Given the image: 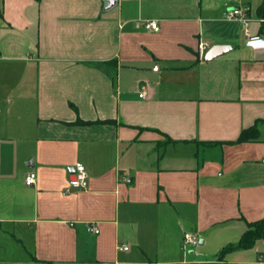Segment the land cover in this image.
Listing matches in <instances>:
<instances>
[{
	"label": "crops",
	"instance_id": "obj_1",
	"mask_svg": "<svg viewBox=\"0 0 264 264\" xmlns=\"http://www.w3.org/2000/svg\"><path fill=\"white\" fill-rule=\"evenodd\" d=\"M0 6V264H264V0Z\"/></svg>",
	"mask_w": 264,
	"mask_h": 264
},
{
	"label": "built area",
	"instance_id": "obj_2",
	"mask_svg": "<svg viewBox=\"0 0 264 264\" xmlns=\"http://www.w3.org/2000/svg\"><path fill=\"white\" fill-rule=\"evenodd\" d=\"M224 16L227 19L230 20H238L242 23L245 36L247 39H250V32H249V26L252 22V18L249 16L248 8L244 6L239 7H232L228 8V10L225 12ZM261 21H264V19H261ZM146 29L148 30H156L158 29V23L156 21H145L143 23ZM206 47L203 45H200V53L203 54V51ZM142 97H146V92L142 93ZM130 179H127V182H130ZM25 183L28 186L34 185L36 183V174L34 172H30L26 178ZM70 186L72 188L76 189H83L88 186V178L85 166L82 163H77L75 165V177L73 180L70 181ZM89 231L94 233H99V229L96 226H90L88 228ZM198 243V239L192 234V233H185L184 234V245H196ZM124 250H128L127 246L123 247Z\"/></svg>",
	"mask_w": 264,
	"mask_h": 264
},
{
	"label": "trees",
	"instance_id": "obj_3",
	"mask_svg": "<svg viewBox=\"0 0 264 264\" xmlns=\"http://www.w3.org/2000/svg\"><path fill=\"white\" fill-rule=\"evenodd\" d=\"M0 4H1V0H0ZM0 16H2L1 6H0ZM252 130H254L253 134H252L253 131L252 132L249 130L244 131L238 138L237 143L247 142V141H251L252 139H255L256 130L254 128ZM167 141L170 142L171 139L168 138ZM260 239L264 240V218L248 223L247 230L242 234L238 242L234 244H229L226 247H224L218 254V260L223 261L226 255H228L229 253L235 250L251 249Z\"/></svg>",
	"mask_w": 264,
	"mask_h": 264
},
{
	"label": "water",
	"instance_id": "obj_4",
	"mask_svg": "<svg viewBox=\"0 0 264 264\" xmlns=\"http://www.w3.org/2000/svg\"><path fill=\"white\" fill-rule=\"evenodd\" d=\"M118 0H105V4L108 8L114 7L117 4ZM228 46L225 45H215L211 47L205 54L204 59L206 61H211L214 58L223 55L226 52V48ZM75 171V170H74Z\"/></svg>",
	"mask_w": 264,
	"mask_h": 264
}]
</instances>
